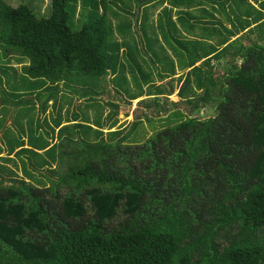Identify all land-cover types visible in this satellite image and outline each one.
<instances>
[{
  "label": "trees",
  "instance_id": "obj_1",
  "mask_svg": "<svg viewBox=\"0 0 264 264\" xmlns=\"http://www.w3.org/2000/svg\"><path fill=\"white\" fill-rule=\"evenodd\" d=\"M97 1L72 30L0 0V264H264V0ZM109 77L188 113L130 141Z\"/></svg>",
  "mask_w": 264,
  "mask_h": 264
},
{
  "label": "rangeland",
  "instance_id": "obj_2",
  "mask_svg": "<svg viewBox=\"0 0 264 264\" xmlns=\"http://www.w3.org/2000/svg\"><path fill=\"white\" fill-rule=\"evenodd\" d=\"M7 3L12 5H16L17 7L20 4L27 5L33 13L37 17H45L48 18L51 16L52 13V0H6ZM88 0H70L71 7H72V14L69 25L71 26L72 30H78L83 26V24L88 22V16L94 18L98 13L101 12V8L98 6V1L94 2L87 6ZM70 10V6H69ZM16 68H20V64H16L15 61H12ZM227 69V65H216V76L222 74L224 70ZM181 75V74H180ZM179 76V75H178ZM178 76H176V80H178ZM173 82L174 88L177 86V81ZM109 87L107 89V93L103 95V97L99 98L100 103H112L113 105L117 106L118 109H112L110 107H104V114L108 115L111 112H117V125L113 128V130H117L118 128H126L129 131L133 127V123L137 124L134 127V130L131 132L130 141L135 142H144L147 138L156 134L158 130H160L165 124V119L168 115H171L179 110L183 111L184 113H188V107L180 102V99L177 97V92L175 91L174 95L170 98H161L159 100L158 105L154 103H150V107H144L139 105L138 103L145 98L140 99L138 101L132 102L129 105V100L125 95L117 94L112 86V78H108ZM157 85H167L169 89V84L167 82L157 83ZM132 89L134 91V85L132 84ZM67 99H63L62 101L65 102L63 115H66L65 111L69 109L71 112H76L77 114H81L83 111L87 113V115L93 119L95 115H97V109L88 108L85 109V102L78 101L77 99L73 100L72 105L69 106L67 101L71 96L69 92L66 93ZM61 99V97H60ZM198 119H208L209 117L213 116V111L210 107L201 108L198 114L195 115ZM64 118V117H63ZM11 119L8 120V125L11 123ZM108 132V129L104 130ZM10 165L11 163H7Z\"/></svg>",
  "mask_w": 264,
  "mask_h": 264
},
{
  "label": "crops",
  "instance_id": "obj_3",
  "mask_svg": "<svg viewBox=\"0 0 264 264\" xmlns=\"http://www.w3.org/2000/svg\"><path fill=\"white\" fill-rule=\"evenodd\" d=\"M6 1V0H5ZM7 2V1H6ZM7 4H9L10 6H12V7H15L16 5H12V4H10V3H7ZM215 66L216 65H221L222 63L221 62H212ZM197 65H199V63L197 64ZM146 68V67H145ZM146 70H148L149 71V67L146 69ZM153 70V69H152ZM177 72H178V74H177V76L180 78L183 74H184V72H186V71H184V72H182V71H179V70H177ZM181 74V75H180ZM178 78V79H179ZM169 81V80H168ZM177 87V86H176ZM176 92L178 93V90H176ZM161 98H165V97H161Z\"/></svg>",
  "mask_w": 264,
  "mask_h": 264
}]
</instances>
